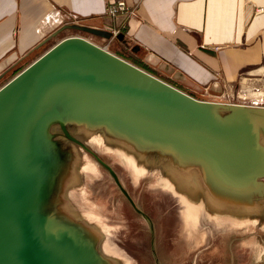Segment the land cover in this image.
I'll return each mask as SVG.
<instances>
[{"label":"water","instance_id":"water-1","mask_svg":"<svg viewBox=\"0 0 264 264\" xmlns=\"http://www.w3.org/2000/svg\"><path fill=\"white\" fill-rule=\"evenodd\" d=\"M54 124L88 152L68 125L102 130L146 168L144 158L156 154L181 178L180 193L210 213L264 211V107L198 100L83 37H66L0 88V264H116L102 237L69 212L70 153L50 132ZM92 155L145 222L161 264L153 222Z\"/></svg>","mask_w":264,"mask_h":264},{"label":"crops","instance_id":"crops-1","mask_svg":"<svg viewBox=\"0 0 264 264\" xmlns=\"http://www.w3.org/2000/svg\"><path fill=\"white\" fill-rule=\"evenodd\" d=\"M108 1L0 0V76L40 48L82 36L75 27H91L119 33L112 40L82 37L192 97L247 105L264 94V0H124L135 7L134 16L112 20L104 15ZM258 8L263 12L257 14ZM199 206L189 234L206 221L250 226L241 231L248 234L235 253L228 250L226 233H210L205 256L217 249L222 254L211 264H264V211L210 213L204 202Z\"/></svg>","mask_w":264,"mask_h":264},{"label":"rangeland","instance_id":"rangeland-1","mask_svg":"<svg viewBox=\"0 0 264 264\" xmlns=\"http://www.w3.org/2000/svg\"><path fill=\"white\" fill-rule=\"evenodd\" d=\"M69 28L73 29V27ZM81 35L86 36L87 34L81 33ZM117 39L123 41L122 36L117 37ZM50 47L52 46L49 45L45 46L44 48H40L38 51H36V54L34 56L28 58L24 62L16 64L11 69L5 71L0 76V88L9 80H11L16 74H18L29 64H31L40 55H42L45 51H47ZM194 98L205 101V99L201 97ZM68 127L69 129L72 128V134L80 136L82 141L86 140L88 142V145H91L95 149H98V151L103 153V155L112 154L113 156L117 157V152L122 151L125 152L127 156H130L132 159L137 160L138 155L132 152L131 147L123 142L107 136L104 132H101L102 130H92L84 128L83 126L75 125H68ZM50 132L56 136V139L58 141H60L63 150L70 153L69 159L72 174H70L71 176L69 175L71 177V180L68 182L65 181L64 198L66 203L67 201L69 203L68 209L72 217L75 220H82L83 222L87 223L90 226V229L93 230V232L97 235V237L98 235L99 237H102V241L100 243L101 250L103 246L115 250V252L113 251V253H116L117 256H113L108 253L106 255L113 258L116 264H155L150 252L148 230L144 222L140 218H138L136 221L134 220V222L135 224L139 223L140 232H142L138 234V237H136L134 233L133 237L130 236V240L135 241L134 246L135 249H137H134L135 251L128 250L127 253L124 252L123 249H121L123 247V240L119 237V233L121 234L123 226L118 223H111L106 219L97 216L96 214H94L95 211H93L94 209L91 207L92 205L90 206L87 203L88 197H86L84 193L81 174L94 175L95 177L97 176V178H102L108 177L107 173L99 171L94 163H92V161L85 155L84 151H81L80 149H78V147L67 141L63 137L57 125H52L50 127ZM262 144L264 145L263 142ZM143 161L148 162V168L144 166L145 171L147 172V174L152 173L151 176L154 180L153 188H156L159 191V193H157V196H155L154 201L156 205L158 204V201H160L159 206L161 207H157L160 209L163 208L161 209V211L159 210V215L156 214V222L160 221L163 224L162 219L164 217L166 219L169 214H172L174 220H176L177 222V229L175 228L176 230L171 233V236L169 238L167 237V235L170 234H168V232L165 230L163 232L161 225L156 226V253L161 264H211L220 262L222 256L221 249H217V251H215L213 255L208 254L205 256L204 254L205 248L208 246L211 240V236H209L210 233H212L214 236L215 233L219 231H222L224 235L226 233V235L228 236V250H233V253H235L236 250L239 251V249L241 248L240 245L242 237L248 234H244L241 231L250 230V226L248 229H246L245 227H241L244 229H240L237 226L226 223L219 224L218 222L214 221L210 223L206 221V223L202 222L196 229H192L193 232L191 231L190 235L188 233V225L190 220L185 219L183 215L184 207L176 197L171 195L170 192L163 191V189L160 188L161 180L168 173L167 166L169 164L166 162V160L156 156V154L146 156ZM126 169L128 168L126 167ZM145 174L142 176H137L134 174L133 180L136 185L134 186V188L140 185V178L144 177ZM66 183L71 187L68 188ZM140 188H143V186L140 185L137 189L139 190ZM142 201L144 202L143 199ZM198 216H200V214ZM212 241H214V243L217 242L214 237H212ZM226 261L227 260H225V262Z\"/></svg>","mask_w":264,"mask_h":264},{"label":"trees","instance_id":"trees-1","mask_svg":"<svg viewBox=\"0 0 264 264\" xmlns=\"http://www.w3.org/2000/svg\"><path fill=\"white\" fill-rule=\"evenodd\" d=\"M112 165L115 168L114 170L118 174L122 184L125 185L131 198L136 202L138 208L151 217L155 223V227L157 225H161L163 232L165 230L168 234H170L167 235L169 238L171 233L177 229V222L174 220L172 214H169L166 219L165 217L162 219L163 224L160 221L156 222V214L159 215V210L161 211L163 208L160 209L157 207L159 206L160 201H158L157 205L154 201L155 196L159 193L156 188H153L154 180L146 181V187L138 190L137 188L142 184L134 188V186H136L133 180L134 177L131 180V178L126 175L124 166H120L117 162ZM87 186L89 194L88 200L91 204L95 205L97 215L103 217L111 223H118L123 226L121 234L119 233V237L123 240L122 245L124 248H119L123 249V251L127 253L128 250L135 251L137 249H135L134 246L135 241L130 240V236L133 237L134 233V235L138 237V234L142 232H140L139 223H136V225L134 222V220L136 221L139 217L131 209L127 201L114 185L113 181L109 177L88 178Z\"/></svg>","mask_w":264,"mask_h":264},{"label":"bare ground","instance_id":"bare-ground-1","mask_svg":"<svg viewBox=\"0 0 264 264\" xmlns=\"http://www.w3.org/2000/svg\"><path fill=\"white\" fill-rule=\"evenodd\" d=\"M116 155L124 164V166L130 169L135 175L142 176L146 173L144 167L145 164L140 160L132 159L130 156H127V154L122 151H118ZM160 184H161L160 188H162L163 191L170 192L171 195L176 197L178 201L182 204V206L184 207L183 215L185 219L187 220L189 219L191 223L195 222L194 224H196V222H198L197 217H198V212L200 211V206L195 196L185 197L180 193L181 178H178L176 175H173L172 173H168L166 177L161 180ZM102 250L103 252H105V254L108 253L110 255L117 256L116 253H113V251L115 252L114 249L112 250L111 248H107L106 246L105 247L103 246ZM79 254H81L80 251Z\"/></svg>","mask_w":264,"mask_h":264},{"label":"flooded vegetation","instance_id":"flooded-vegetation-1","mask_svg":"<svg viewBox=\"0 0 264 264\" xmlns=\"http://www.w3.org/2000/svg\"><path fill=\"white\" fill-rule=\"evenodd\" d=\"M69 130V133L73 136V137H75L77 140H79L90 152H88V151H85V150H83V149H81L77 144H75V143H72L73 145H75L76 147H78V149H80L81 151H84V153H85V155L92 161V163H94V165L99 169V171H101V172H106L107 173V175H108V177L111 179V177L109 176V174H108V172L106 171V169H104L95 159H94V157H93V155L92 154H95L99 159H101L107 166H109L113 171H114V173L117 175V177H118V179H119V181H120V183H121V185L123 186V188L127 191V189H126V187H125V185H123L122 184V182H121V180H120V178H119V176H118V174L116 173V171L114 170L115 168L113 167V165L112 164H115V162H117V164H119L120 166H124V164L120 161V159H118L116 156H113L112 154L111 155H103V153H101L100 151H98V149H95L94 147H92L91 145H88L87 143V141L86 140H84V141H82V139L80 138V136H78V135H74V134H72L71 132H72V128H70V129H68ZM71 143V142H70ZM124 168H125V172L127 173V176L129 177V178H131V180H132V178L134 177L133 176V174H132V172L130 171V170H128V169H126V167L124 166ZM149 174V173H148ZM147 173L145 174V176L144 177H141L140 178V181H139V184H142V186L143 187H146V181H149V180H152L153 181V177L151 176V174H149L148 175ZM81 178H82V183H83V186H84V193H85V196L86 197H88L89 196V194H88V186H87V179L88 178H97V176L95 177L94 175H84V174H81ZM145 179V180H144ZM112 180V179H111ZM144 180V181H143ZM113 181V180H112ZM113 183H114V181H113ZM154 183V182H153ZM114 185H115V183H114ZM116 186V185H115ZM117 187V186H116ZM117 189H118V187H117ZM118 191H119V189H118ZM120 192V191H119ZM121 193V192H120ZM127 193H128V195L130 196V194H129V192L127 191ZM122 195V194H121ZM123 196V195H122ZM131 197V196H130ZM125 199V198H124ZM132 199V198H131ZM126 200V199H125ZM133 200V199H132ZM127 201V200H126ZM134 201V200H133ZM87 203L94 209L93 211H95L94 212V214H96L97 215V211H96V209H95V205H93V204H91L90 202H89V200L87 199ZM128 203V202H127ZM134 203L136 204V202L134 201ZM129 204V203H128ZM130 206V205H129ZM136 206H137V204H136ZM138 207V206H137ZM132 209V208H131ZM140 209V208H139ZM133 210V209H132ZM141 210V209H140ZM142 211V210H141ZM143 212V211H142ZM145 213V212H144ZM146 214V213H145ZM147 215V214H146ZM98 216V215H97ZM99 217H101V216H99ZM139 217V216H138ZM101 218H103V217H101ZM149 218L151 219V217L149 216ZM104 219V218H103ZM141 219V218H140ZM142 220V219H141ZM143 221V220H142ZM151 221L153 222V220L151 219ZM144 222V221H143ZM144 224H145V222H144ZM153 225H154V229H155V231H156V227H155V223L153 222ZM145 226H146V224H145ZM147 227V226H146ZM148 230V229H147ZM156 247V246H155Z\"/></svg>","mask_w":264,"mask_h":264},{"label":"built area","instance_id":"built-area-1","mask_svg":"<svg viewBox=\"0 0 264 264\" xmlns=\"http://www.w3.org/2000/svg\"><path fill=\"white\" fill-rule=\"evenodd\" d=\"M135 12H136L135 7H130L124 0H111V1H108L106 3V5H105V9H104L105 17H107L108 19H111V20L112 19H116V18H118L121 15H125L126 17L131 18V17L134 16ZM255 12L257 14L261 13V12H263V8H258V9L255 10ZM109 31L111 33V38H110L111 40L113 38H115L117 36V34L119 33L118 30H109ZM79 37H82V36H79ZM102 48L106 49V46L105 47L102 46ZM241 94H243V93H241ZM239 99L245 100L246 98H243L242 96H239ZM246 106L264 107V94L260 93L255 98L249 100V103Z\"/></svg>","mask_w":264,"mask_h":264}]
</instances>
